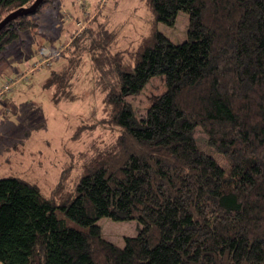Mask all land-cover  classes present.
Masks as SVG:
<instances>
[{"label": "trees", "instance_id": "1", "mask_svg": "<svg viewBox=\"0 0 264 264\" xmlns=\"http://www.w3.org/2000/svg\"><path fill=\"white\" fill-rule=\"evenodd\" d=\"M35 1L0 0V22ZM144 1L153 22L138 47L101 46L94 59L107 90L100 123L115 134L74 189L48 197L0 179V264H264V0ZM49 2L0 31V55L38 28ZM179 12L188 40L175 44L157 24L174 25ZM156 76L166 91L139 117L128 98ZM102 218L142 228L120 247L103 236Z\"/></svg>", "mask_w": 264, "mask_h": 264}, {"label": "rangeland", "instance_id": "2", "mask_svg": "<svg viewBox=\"0 0 264 264\" xmlns=\"http://www.w3.org/2000/svg\"><path fill=\"white\" fill-rule=\"evenodd\" d=\"M48 11L53 14L41 28L40 16ZM152 22L144 0H50L42 8L38 28L23 32L0 55V90L14 83L12 91L0 96V179L29 181L48 197L62 185L64 191L74 189L85 160L115 134L114 128L100 123L107 90L94 65L96 56H104L99 47L112 54L135 49ZM188 25L189 15L179 12L174 25L159 22L157 29L181 44L188 40ZM106 31L111 39L104 38ZM95 36L103 40L95 44ZM165 91L163 77L156 76L128 100L142 117ZM90 126L96 127L73 139L79 127ZM195 137L203 151L213 153L200 128ZM216 158L224 164L222 156ZM98 225L103 236L120 247L142 228L137 221L110 218Z\"/></svg>", "mask_w": 264, "mask_h": 264}, {"label": "water", "instance_id": "3", "mask_svg": "<svg viewBox=\"0 0 264 264\" xmlns=\"http://www.w3.org/2000/svg\"><path fill=\"white\" fill-rule=\"evenodd\" d=\"M44 0H36L35 3L28 7V8H21L18 9L9 15H7L1 22H0V31L4 29L10 22L17 20L18 18L31 15L37 11V9L41 6Z\"/></svg>", "mask_w": 264, "mask_h": 264}, {"label": "crops", "instance_id": "4", "mask_svg": "<svg viewBox=\"0 0 264 264\" xmlns=\"http://www.w3.org/2000/svg\"><path fill=\"white\" fill-rule=\"evenodd\" d=\"M55 13H58L57 11H55ZM50 14L52 15L53 13H50V11H48L47 13H45L43 16H40V19L42 20V23L40 24V27L43 28L46 26V24L49 22L50 20ZM74 24V23H73Z\"/></svg>", "mask_w": 264, "mask_h": 264}, {"label": "built area", "instance_id": "5", "mask_svg": "<svg viewBox=\"0 0 264 264\" xmlns=\"http://www.w3.org/2000/svg\"><path fill=\"white\" fill-rule=\"evenodd\" d=\"M14 83H7L3 86L2 90H0V96L3 95L6 92H10L12 90V86Z\"/></svg>", "mask_w": 264, "mask_h": 264}]
</instances>
